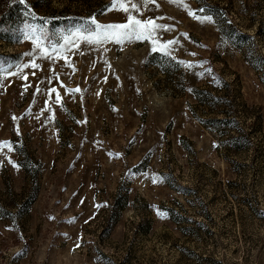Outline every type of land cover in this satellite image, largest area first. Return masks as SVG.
Masks as SVG:
<instances>
[{
	"label": "rangeland",
	"instance_id": "374dc122",
	"mask_svg": "<svg viewBox=\"0 0 264 264\" xmlns=\"http://www.w3.org/2000/svg\"><path fill=\"white\" fill-rule=\"evenodd\" d=\"M15 2L35 26L0 48V200L40 169L28 216L0 218V264H264V0ZM130 17L155 29L105 37Z\"/></svg>",
	"mask_w": 264,
	"mask_h": 264
},
{
	"label": "trees",
	"instance_id": "16d2710c",
	"mask_svg": "<svg viewBox=\"0 0 264 264\" xmlns=\"http://www.w3.org/2000/svg\"><path fill=\"white\" fill-rule=\"evenodd\" d=\"M220 8L221 6L219 5L206 3L204 11L211 12L210 15L219 19L220 28L225 33V36L228 40H230V42L237 44L245 37V33L240 31V22L230 16L231 12L229 7L226 9L221 8L222 10ZM33 26H35V21L30 14V10L24 3L15 2V0H10L9 2L4 3L0 1V48L5 45V41L8 42V45L17 44L23 39V36L27 37L29 35ZM41 26H43V30L49 33L52 32L51 27H47L45 25ZM13 59V56L0 53V67L8 65ZM234 123L235 118L233 113H224L221 119L218 118L209 121L208 125L212 127L217 125H230ZM20 165L27 177L32 179L33 184L31 188L27 190L28 193L26 194L29 195L26 196L25 194L23 199L16 196L17 201L13 205L0 200V218H2V216H7L10 219L6 220H9L10 222H15V219L21 220L26 218L37 197V176L38 169H40V167L34 162V160L30 161V165L23 162H21ZM122 201L125 204H123ZM122 201L118 200L115 203V210L113 212H117L120 206L122 207V210L126 209V205L129 203L128 197H124ZM100 257L103 258L102 256Z\"/></svg>",
	"mask_w": 264,
	"mask_h": 264
},
{
	"label": "snow or ice",
	"instance_id": "6c2138e0",
	"mask_svg": "<svg viewBox=\"0 0 264 264\" xmlns=\"http://www.w3.org/2000/svg\"><path fill=\"white\" fill-rule=\"evenodd\" d=\"M23 2V0H21ZM149 0H143V3H148ZM131 5L132 10H137V5L135 3H131V0H116V5L120 7V10L129 12V7L127 5ZM192 14V13H190ZM195 18V15L192 14ZM210 19V17H208ZM93 25L96 24L95 19L93 18L90 21ZM155 29V25L152 21H142L139 19H135L133 17L129 18V22L123 25H111L106 26L103 30L105 37L107 36H116V37H125L131 34H144L147 33L149 36L151 35V31ZM97 30L99 31V26L97 25ZM89 42H102L101 40H92L89 39ZM37 47H39V44H37ZM35 67V65H33ZM51 91H55V89H52ZM76 91H79V89H76ZM60 97L59 94H57V101H59Z\"/></svg>",
	"mask_w": 264,
	"mask_h": 264
}]
</instances>
